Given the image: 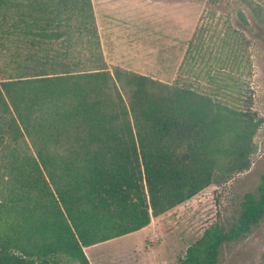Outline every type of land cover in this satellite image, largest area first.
<instances>
[{"label": "trees", "instance_id": "trees-1", "mask_svg": "<svg viewBox=\"0 0 264 264\" xmlns=\"http://www.w3.org/2000/svg\"><path fill=\"white\" fill-rule=\"evenodd\" d=\"M235 14L213 55L201 23L164 82L108 68L91 0H0V264H91L84 247L249 169L263 118L239 71L250 22ZM263 218L264 173L232 222L170 264H218Z\"/></svg>", "mask_w": 264, "mask_h": 264}, {"label": "rangeland", "instance_id": "rangeland-1", "mask_svg": "<svg viewBox=\"0 0 264 264\" xmlns=\"http://www.w3.org/2000/svg\"><path fill=\"white\" fill-rule=\"evenodd\" d=\"M91 1L108 68L120 67L164 82L177 77L201 23L210 35L207 40L213 55L219 50L218 37L228 25H235L237 9L250 22L246 33L250 43L240 48L239 71L263 121L254 137L249 169L219 185L210 184L153 216L140 230L84 247L91 264H170L210 224L232 222L243 194L253 191L264 173V0ZM192 64H188L190 69ZM194 77L191 69L186 79L194 81ZM218 264H264V218L250 233L226 245Z\"/></svg>", "mask_w": 264, "mask_h": 264}]
</instances>
